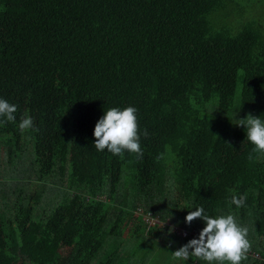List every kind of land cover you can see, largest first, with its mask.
Segmentation results:
<instances>
[{
	"label": "trees",
	"instance_id": "16d2710c",
	"mask_svg": "<svg viewBox=\"0 0 264 264\" xmlns=\"http://www.w3.org/2000/svg\"><path fill=\"white\" fill-rule=\"evenodd\" d=\"M0 99L17 106L0 264H205L172 257L200 207L247 227L241 264H264V156L237 125L264 118V0H0ZM129 106L142 157L97 151L98 120Z\"/></svg>",
	"mask_w": 264,
	"mask_h": 264
},
{
	"label": "clouds",
	"instance_id": "9594fccd",
	"mask_svg": "<svg viewBox=\"0 0 264 264\" xmlns=\"http://www.w3.org/2000/svg\"><path fill=\"white\" fill-rule=\"evenodd\" d=\"M17 106L10 104L5 99H0V118L8 122H14ZM137 109L126 107L109 108L100 118L94 129L95 148L99 152L105 149L113 155L123 158L125 152L135 154L138 158L143 153L138 133ZM0 122H3L0 120ZM238 126L246 129L247 141L254 145L252 152L264 156V118H258L249 114L246 119L238 120ZM34 128L32 117L22 118L19 129L23 133ZM145 137L148 135L144 132ZM249 159H253L249 155ZM247 200V194L242 196L233 195L230 204L237 208L243 207ZM197 218L203 220L206 226L199 233L198 238L190 240L187 244L172 252L174 259L188 260L194 257L205 264H241L247 259V253L251 248L248 240V228L238 225L235 217L231 214L212 217L205 214L200 207L189 211L186 222L191 224Z\"/></svg>",
	"mask_w": 264,
	"mask_h": 264
},
{
	"label": "built area",
	"instance_id": "2783aa9c",
	"mask_svg": "<svg viewBox=\"0 0 264 264\" xmlns=\"http://www.w3.org/2000/svg\"><path fill=\"white\" fill-rule=\"evenodd\" d=\"M140 216L142 217V220L147 224H156L159 223V221L156 218H153L150 214H144L141 211L139 212Z\"/></svg>",
	"mask_w": 264,
	"mask_h": 264
},
{
	"label": "rangeland",
	"instance_id": "374dc122",
	"mask_svg": "<svg viewBox=\"0 0 264 264\" xmlns=\"http://www.w3.org/2000/svg\"><path fill=\"white\" fill-rule=\"evenodd\" d=\"M130 243H132V242H130ZM123 259L126 261L127 258H126V257H123ZM133 261H134V264H138V263H139V260H136V259H135V260H133Z\"/></svg>",
	"mask_w": 264,
	"mask_h": 264
},
{
	"label": "crops",
	"instance_id": "0c3cea01",
	"mask_svg": "<svg viewBox=\"0 0 264 264\" xmlns=\"http://www.w3.org/2000/svg\"><path fill=\"white\" fill-rule=\"evenodd\" d=\"M255 256L258 257L259 255L256 253Z\"/></svg>",
	"mask_w": 264,
	"mask_h": 264
}]
</instances>
